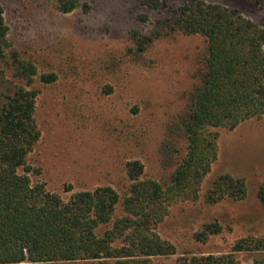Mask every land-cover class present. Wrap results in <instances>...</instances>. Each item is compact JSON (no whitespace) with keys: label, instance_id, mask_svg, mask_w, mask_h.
<instances>
[{"label":"rangeland","instance_id":"374dc122","mask_svg":"<svg viewBox=\"0 0 264 264\" xmlns=\"http://www.w3.org/2000/svg\"><path fill=\"white\" fill-rule=\"evenodd\" d=\"M185 1L160 0V8L150 10L142 0H81L73 12L62 14L56 0H0L9 50L37 68L30 88L36 93L40 138L27 156L33 184H43L64 201L105 186L123 197L130 184L125 165L133 160L143 165V179H168L173 167L162 164L160 153L166 128L183 111L205 50L200 36L163 35L165 20ZM200 1L264 23V2ZM47 73L56 81L40 82ZM213 131L217 157L199 198L171 206L156 229L176 254L152 258L153 264L220 256L239 239L264 237V203L258 195L264 188V116ZM178 148L181 157L185 143ZM225 174L245 181L246 197L204 203L212 183ZM213 222L221 233L196 241L195 233ZM234 257L237 264H249L257 255Z\"/></svg>","mask_w":264,"mask_h":264},{"label":"trees","instance_id":"16d2710c","mask_svg":"<svg viewBox=\"0 0 264 264\" xmlns=\"http://www.w3.org/2000/svg\"><path fill=\"white\" fill-rule=\"evenodd\" d=\"M80 1L56 0V9L71 13ZM142 4L160 8V0ZM164 29L163 35H197L205 42L196 83L183 111L168 123L161 146L162 164L173 167L168 179H143V165L133 160L125 165L130 184L123 197L105 186L75 192L64 201L29 177L27 156L40 138L36 93L30 88L37 68L9 50L0 5V264H153L152 258L176 254L156 229L171 206L199 198L217 157L213 130H233L264 116V23L223 6L187 0L170 13ZM55 81L53 73L40 76L43 84ZM246 194L243 179L225 174L212 183L204 203L239 201ZM258 195L264 203V188ZM221 231L216 222L204 224L194 239L204 243ZM236 253L256 254L249 264H264V237L242 238L228 254L192 257L182 264H237Z\"/></svg>","mask_w":264,"mask_h":264}]
</instances>
